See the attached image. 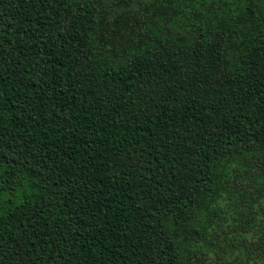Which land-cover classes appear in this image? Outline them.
Instances as JSON below:
<instances>
[{
    "label": "trees",
    "instance_id": "16d2710c",
    "mask_svg": "<svg viewBox=\"0 0 264 264\" xmlns=\"http://www.w3.org/2000/svg\"><path fill=\"white\" fill-rule=\"evenodd\" d=\"M0 264H264V0H0Z\"/></svg>",
    "mask_w": 264,
    "mask_h": 264
}]
</instances>
